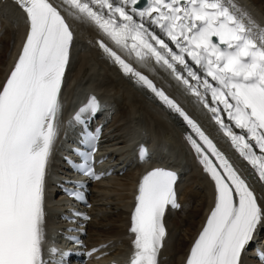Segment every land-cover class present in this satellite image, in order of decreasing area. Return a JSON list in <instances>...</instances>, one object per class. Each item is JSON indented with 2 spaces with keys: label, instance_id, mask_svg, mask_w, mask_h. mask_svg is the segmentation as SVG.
<instances>
[{
  "label": "snow or ice",
  "instance_id": "1",
  "mask_svg": "<svg viewBox=\"0 0 264 264\" xmlns=\"http://www.w3.org/2000/svg\"><path fill=\"white\" fill-rule=\"evenodd\" d=\"M29 24L13 70L0 86V264H67L72 250L50 246L44 230L45 182L59 134L61 88L74 32L66 16L95 26L141 64L167 71L211 115L250 171L245 174L184 108L104 39L97 46L125 75L148 89L190 127L187 135L215 187V202L185 264H243V254L264 231V26L235 0H16ZM143 4V6H141ZM95 96L76 113L95 115ZM239 130V131H237ZM97 133L86 132L77 171L94 169ZM147 156L141 147L140 158ZM175 172L155 168L138 188L129 231V264H158L167 231L166 211L179 208ZM83 186L80 181H70ZM69 195L83 201L75 188ZM76 216L85 214L76 212ZM79 231L81 229H74ZM73 243H81L69 236ZM103 247V246H102ZM100 249H92L91 256ZM47 252V258L46 253ZM264 261V250L259 253Z\"/></svg>",
  "mask_w": 264,
  "mask_h": 264
},
{
  "label": "bare ground",
  "instance_id": "2",
  "mask_svg": "<svg viewBox=\"0 0 264 264\" xmlns=\"http://www.w3.org/2000/svg\"><path fill=\"white\" fill-rule=\"evenodd\" d=\"M53 2L57 6H60V4L62 3V0H53ZM235 2L238 5L242 6L244 9H246L243 6V4L238 2V0H235ZM254 2H256L260 6L264 7V0H254ZM5 7H6V9H5ZM2 9L5 12V14H3ZM62 14H64L66 16V19L68 20L69 24L72 27V30L74 31V34L75 33L78 34V31H80V29H83L84 26L89 27V26H87L86 23L79 22V21L73 19L72 17L68 16L66 12H62ZM255 20L261 26H264L261 23L264 20V18L259 16V20H257V19H255ZM7 22H8V27H6V23ZM0 26H2V27L5 26L6 27V29H4V31H6V30L9 31V30L14 29V32H15V35H14L15 36V40H13L12 38L11 39L8 38L9 41L6 44L4 43L5 47L0 50V62H1L0 65H2V67L0 66V86H2L6 82V79L8 78V75L10 73L9 71L13 70V68L15 66V63L17 62L16 59L13 60V57L16 54V49H17V46H18L17 44H18V42L20 40L19 37L24 33L23 28L25 27L24 28L25 29V33H26V31L29 30V24H28V21H27V17L25 15L24 11L16 3V0H0ZM76 27H79L78 28L79 30ZM90 27L93 28L95 33H96V36H97V37L95 36L96 37V39H95L96 42H97V40L104 39L105 42L108 43L110 47H113L114 50H116L119 54H121L126 60H128V62L132 63L133 66L136 67L139 71H141L142 73H144V74H146V75H148L150 77H151V75L152 76L156 75L157 78L155 76H154V78L151 77L153 79V81L156 83V85H159V86L163 87V89L169 95H171L184 108V110L194 120L197 121V123H199V125L205 131V133L208 134L210 136V138H212L213 141L217 144V146L222 151H224L225 154L230 158V161L233 163V165L235 167H237L239 170H241L242 172H244L245 174H247L250 171V168H249L248 164L244 160H242L239 156H237L236 153L232 152V150H230L227 147L226 143L224 142L223 137H221L219 132L217 130H215L214 126L210 123L209 119L205 116V114L203 112H200L199 105L195 101H193L194 104L196 105V108L193 109V108L189 107L184 102L183 98H181L172 88H170L165 83L164 79L160 76V74H158V70L162 71L164 69L160 68L159 66L155 65L154 63H150V64L145 65V64H141V63L137 62L134 57L129 56L122 49L117 48L95 26L90 24ZM24 39H23V41H24ZM75 41H76V37L73 39L72 49L74 47ZM13 43H14V47L12 49ZM18 50H20V49H18ZM101 52H102V56L108 62L105 59H103L102 57H99L97 60L94 59L95 63L96 62L100 63V67H101V65L104 67V68L101 67V69H105L106 72H108V71L111 72L112 73L111 75H113L112 77H115L114 78L115 80H112V78H110V76L108 78H106V80H105V77L101 78V79H103V83H102L103 86L105 87L107 85H111V83H115L112 87H117V88L120 87V88H122V91H123V95L122 96L124 98H122L123 100L122 99H120V100H122V103H124V106L121 107V104L118 102L119 105H120V108H119L120 117H119V119L126 118L127 119V123H128L127 125H129L130 122H131V115L133 114V111L135 109H137V108H143L144 105L140 102L141 100L138 99V98H134V96L132 94H136L138 96L143 97V100L147 101L148 104L153 102L156 106H159L160 109L166 114L165 115L166 117L164 116L165 119L162 117L163 116L162 113H161L162 116H159L160 114L158 115V113L155 112V111H152V112L148 113L151 118H154L155 121H157V126H156V129L154 127V132H157V134L160 137H164V135H165L164 131H168V130L170 132H172V133H174L175 131L177 133H179L181 139H183V142H184L186 148L189 150L191 158L194 161L195 168L198 170V172H202V175L204 177L205 186L207 188V191H206V193H204V195L200 196V202H198V204H199L198 209L196 208L197 209V210L195 209L196 211L193 209L194 213L197 214L198 218L190 219V221L188 223L189 225L185 228L184 233L181 236L177 237V242H175V244H173V248H174L173 251L177 250V252L181 253V255H179L177 257H175V256L173 257L174 264H182L184 262V260L186 259L187 255H188L189 249L192 247V245L194 244L195 240L198 238L200 232L202 231V229H203V227H204V225H205V223L207 221V218H208V216L210 214L211 209L214 207V202H215V187H214V183H213L212 179L210 177H208L207 173L202 169L203 165L200 163V161H199L194 149L191 147V145L189 144L188 140L186 139L187 135L191 133V129L186 124V122H183L181 117H179L176 113L172 112L170 109H168L166 106H164L157 98H155V96L148 89L138 85L134 81L133 78H131L128 75H125L122 72V70L119 68V66L114 64L111 61V59H109L107 57V55L102 50H101ZM84 53L85 52H83V51H78V53H77L78 58L79 57L83 58L80 61V66H79L78 70H76L77 71L76 76H77L78 80H81L82 76H84V73L86 72V68H87V64H88L87 63L88 62V57L86 55H84ZM92 57H94V55H92V53H91V58L90 59H92ZM70 62H71V59H70ZM70 62H69V65L66 68L65 77H64L63 84H62V88H61L60 99H61L63 93L66 91L67 86H68L69 74H70V70H71L70 68L72 66V69H73L76 66L75 65V60H73L71 66H70ZM104 63H105V65H104ZM93 65L96 66L95 64H93ZM91 69H93V67H91L90 70ZM106 74H108V73H106ZM101 76H104V74H103V72L100 71L99 77H101ZM109 80H112V82L110 83ZM97 84H95L93 82V83H91L89 85H81L84 90H82V89L80 90L81 91V96H80V98H77V99H79L77 102H82L85 98H88V96H87L88 95L87 94L88 91L90 89H94L95 88V90L97 92H99V94L101 96V101L102 102L100 103V105L106 104L105 107L110 108L111 104L113 103V100H116L115 96L113 94L109 95L107 90H105V89H104V91L101 90L104 87H99V85H97ZM81 86H79V87H81ZM180 87L183 89V87L181 85H180ZM74 90H75V88L71 87V89L67 90V93H69V95H70ZM105 99H107L108 102H106V101L104 102ZM76 109H77V106L75 107V110ZM148 111H150V109L147 108V112ZM71 127L69 126L68 128L73 131L74 126L71 125ZM191 134L193 136H195L194 133H191ZM177 136H178V134H177ZM172 139L173 140H179L178 138L175 139L173 137H172ZM145 164H146V162H144L142 164H139L138 168L143 166V165H145ZM124 176L127 177V182H126L127 184H122L121 180H117L119 182L116 183V184L122 186V187H120V189H130V193L128 192L127 196L131 198L132 197V192L135 190V188H133V186L135 184V181L133 182V179L136 180L135 173L134 172H128V173H125ZM109 182H111V181H109ZM253 183H254V186L256 187V189L258 190V192L264 191V189L260 188L259 184H256L254 181H253ZM117 188H119V187L116 186V189ZM108 189H109V187H108ZM109 192H107V193H109ZM116 192H117V190H116ZM128 208H129V206L127 204L125 209H123L119 213V214L122 215V213L124 214V212H125L126 216H127V219H128V214H129ZM167 213L165 214V216L167 215ZM120 217H121V220H123V222H124V216L122 215ZM179 219L176 218L174 220V222H175L174 224L175 225H179L180 224V220ZM119 227H120L119 223L118 224H114V225H112L111 230H114V231L120 230ZM165 248H166V244L163 246L162 251L165 250Z\"/></svg>",
  "mask_w": 264,
  "mask_h": 264
},
{
  "label": "rangeland",
  "instance_id": "3",
  "mask_svg": "<svg viewBox=\"0 0 264 264\" xmlns=\"http://www.w3.org/2000/svg\"><path fill=\"white\" fill-rule=\"evenodd\" d=\"M241 1H244L245 3H247L249 6H251V8L254 10V11H256V13H258L257 15H259L260 17H262V18H264V7H262V6H260L258 3H256V2H254V0H241ZM241 1H239L238 0V2H240L241 3ZM262 22H264V20L262 21ZM79 27H77V29H78ZM87 29V30H86ZM85 30H84V36L85 35H87V36H89L90 34L89 33H91V34H93L94 36H96L95 34V31H94V29L93 28H91V27H87ZM79 30V29H78ZM82 30V29H81ZM81 30L80 31H78V34H80V32H81ZM7 31V30H6ZM81 35V34H80ZM5 35L3 34V33H1L0 34V48L3 46L2 44H4L5 42H4V40H5V37H4ZM97 37V36H96ZM96 37H95V39H96ZM89 38V37H88ZM89 44V43H88ZM86 54H88L87 52H85ZM84 53V55H86ZM92 55H94V54H92ZM83 58H81V57H79L78 58V55H77V57H76V59H75V68H71V70H70V74H69V82H75L76 80H78V78H77V76H76V73H77V71L76 70H78V68H79V66H80V61L82 60ZM92 59L94 60V59H98V58H96L95 56L94 57H92ZM91 60V59H90ZM94 62H95V60H94ZM97 63V62H96ZM0 64H1V62H0ZM4 65V64H3ZM104 65H105V63H104ZM1 67H2V65H0ZM97 66V65H96ZM91 67H93V70L94 69H96L95 68V66H91ZM101 67L102 68H104L102 65H101ZM101 67H100V63H99V66H98V68H97V71L99 70V73H100V71L101 72H103V74H104V76H101L100 78H103V77H105V80H106V78H108L109 76H110V78H112V80H115L114 78L115 77H112L113 75H111L112 73L111 72H106L105 71V69H101ZM98 73V74H99ZM106 73H108V74H106ZM98 74H97V76H98ZM89 75H91V72L90 71H88L87 70V68H86V72L84 73V78H83V80L85 81L84 83H86V82H88V83H86L85 85H89V84H91V83H95V84H97V81H96V79L95 80H93V79H91L92 81H88V80H90V78H89ZM94 77H96V76H94ZM103 80V79H102ZM112 80H109L110 81V83L112 82ZM83 83V84H84ZM101 83H99L98 82V84L97 85H99V87H104L103 86V84H101ZM115 83H111V85H107V86H105L104 88H102L101 90H103L104 91V89L105 90H107V92H108V94L109 95H111V94H113L114 96H115V98L118 100V102L121 104V107H123L124 106V103H122V98H124L122 95H123V91H122V88H117V87H112L113 85H114ZM126 94V93H125ZM120 99H122V100H120ZM138 109H140L141 111H142V117L141 118H138L139 120H143L142 118H144V119H149L150 117H149V112H152V110H150V111H148L147 112V108H146V105L145 106H143V108H138ZM144 109V110H143ZM133 115V114H132ZM131 115V116H132ZM159 115V114H158ZM115 113L114 112H112L111 113V116H110V119L107 121V123H106V125H105V128H106V130H110L111 132H116V128L117 127H119V129H117V130H127L128 131V129H129V127H128V123H127V119L126 118H122V119H116L115 118ZM160 116V115H159ZM121 121H123L122 123H121ZM150 126V125H149ZM152 127V126H151ZM174 132V131H173ZM167 134H170V133H167ZM125 139H126V135L124 134V135H122V136H120L119 138H118V140L120 141L117 145H121V146H123V145H125ZM119 148H121V147H119ZM128 173V172H127ZM188 176H189V178H188ZM119 178V179H118ZM117 180H121L122 181V184H127L126 182H127V177H125L124 176V174H122V175H119L118 177H116L115 179L114 178H112V180L111 179H107V180H104V181H102V183H101V187H100V189H99V191L102 193L101 195V198L99 197V196H96V199H95V204H94V206H95V209L96 210H98V211H100L99 213H102V212H104L105 213V215H104V217H102L101 218V221H103V224H105V226H108L109 224H111V223H116V224H118V223H120L121 221H120V219H121V217L120 216H122V215H124L123 213H122V215H120L119 213L123 210V208L122 207H124V202L127 200V191H128V189H120V187H122L121 185H117L116 183H118L119 181H117ZM109 181H111V182H109ZM113 181V182H112ZM192 181V179H191V177H190V174H184L183 176H182V181H181V185H180V187L182 186V188H184V185L187 183V182H191ZM115 182V183H114ZM198 182V180L193 184V188L194 189H200L201 191H200V196L201 195H204V192L206 193V191H207V189H204V187L201 185V182H200V185L199 184H196ZM113 185V186H111V185ZM116 186H118L119 188H117L116 189ZM108 187H109V189H108ZM106 192H105V191ZM116 190H117V192H116ZM110 191V192H109ZM112 191V192H111ZM115 191V192H114ZM107 192H109V193H107ZM122 193V194H121ZM126 197H125V196ZM200 196H199V198L198 199H196V200H194L193 201V203H192V207L190 208V210L188 209L186 212H180L179 213V217H181V219H182V225L180 226V228L178 229L179 230V233L178 234H176V232L177 231H175V234L174 235H179V236H181L183 233H184V231H185V228L189 225L188 223H189V221H190V219H195V218H198V216H197V214L196 213H194V211H193V209L195 210L196 208L198 209V207H199V204H198V202H200ZM105 202V203H104ZM197 204V205H196ZM104 205H106V206H104ZM110 205V206H109ZM203 205V204H202ZM195 207V208H194ZM125 209V208H124ZM196 209V210H197ZM195 210V211H196ZM197 216V217H196ZM171 224V223H170ZM108 231V232H107ZM113 232V233H112ZM101 236H104L105 238H107V237H111L110 239H112L113 241H119L120 239H122V236L120 235V234H118V233H116L115 231H113V230H110V228H105V229H101L100 231H99V233L97 234V235H94V234H92V233H88V239L89 240H94L96 237H101Z\"/></svg>",
  "mask_w": 264,
  "mask_h": 264
}]
</instances>
